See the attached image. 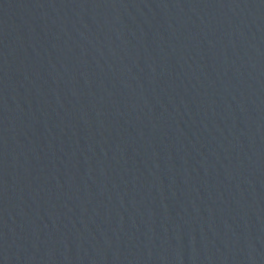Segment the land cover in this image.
I'll list each match as a JSON object with an SVG mask.
<instances>
[{
  "label": "water",
  "instance_id": "1",
  "mask_svg": "<svg viewBox=\"0 0 264 264\" xmlns=\"http://www.w3.org/2000/svg\"><path fill=\"white\" fill-rule=\"evenodd\" d=\"M0 264H264V0H0Z\"/></svg>",
  "mask_w": 264,
  "mask_h": 264
}]
</instances>
